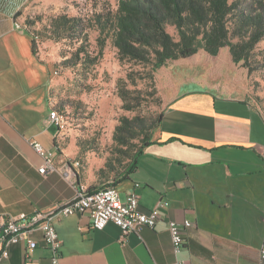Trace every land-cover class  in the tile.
Wrapping results in <instances>:
<instances>
[{
  "label": "crops",
  "instance_id": "obj_1",
  "mask_svg": "<svg viewBox=\"0 0 264 264\" xmlns=\"http://www.w3.org/2000/svg\"><path fill=\"white\" fill-rule=\"evenodd\" d=\"M35 1L0 0V213L50 211L71 200L80 185L113 183L121 198L135 190L140 211L166 201L160 219L121 239L114 223L95 230L86 213L53 216L60 264H260L264 117L242 98L199 89L173 96L151 143L124 177L101 180V162L74 137L54 151L55 170L38 171L42 158L31 143L53 148L56 127L48 114L57 60L44 50L51 41L33 42L27 30L26 13ZM168 220L191 222L176 253ZM32 237L36 247L27 257L19 242L9 247L5 263L48 264L41 232Z\"/></svg>",
  "mask_w": 264,
  "mask_h": 264
},
{
  "label": "rangeland",
  "instance_id": "obj_2",
  "mask_svg": "<svg viewBox=\"0 0 264 264\" xmlns=\"http://www.w3.org/2000/svg\"><path fill=\"white\" fill-rule=\"evenodd\" d=\"M106 6L115 9L116 0H36L26 13V24L40 43L51 41L44 50H52L57 60L50 93L56 107L69 116L71 130L63 142L74 137L88 147L103 168L107 159L115 157L112 135L122 116H138L150 125L169 99L194 89L242 98L264 117V39L255 45L246 65L232 61L227 47L220 48L214 61L201 48L190 58H180L153 70L148 64L120 60L110 42L89 67L80 63L65 65L63 57H69L79 42L47 38L51 18L61 13L88 18L91 12ZM166 29L178 38L174 26L167 25ZM96 36L93 28L88 30L87 47L92 54L97 50ZM121 93L135 98L130 99L135 105L133 109L124 108ZM133 142L139 145L141 139ZM114 165L120 168L119 163Z\"/></svg>",
  "mask_w": 264,
  "mask_h": 264
},
{
  "label": "trees",
  "instance_id": "obj_3",
  "mask_svg": "<svg viewBox=\"0 0 264 264\" xmlns=\"http://www.w3.org/2000/svg\"><path fill=\"white\" fill-rule=\"evenodd\" d=\"M85 16L61 13L48 24L47 38L79 42L69 57H63L65 65L80 63L89 67L100 57L107 42L116 48L120 60L148 64L153 70L180 58H190L201 48L214 61L220 48L227 47L232 61L246 65L255 45L264 39V0H116L115 9L106 6L91 12L88 18ZM167 25L175 27L177 39L167 31ZM29 27L27 30L31 31ZM91 28L97 32L95 54L87 47ZM31 33L34 42L36 34ZM120 97L125 101V109L134 108L130 99L135 98L129 99L122 93ZM161 115L162 112L150 125L138 116L119 119L112 135L115 157L99 168V178H108L112 172L116 173L112 178L124 177L135 169L136 159L151 143ZM138 138L141 143L135 145L133 141ZM80 146L88 149L81 143ZM107 185L113 183L104 186Z\"/></svg>",
  "mask_w": 264,
  "mask_h": 264
},
{
  "label": "built area",
  "instance_id": "obj_4",
  "mask_svg": "<svg viewBox=\"0 0 264 264\" xmlns=\"http://www.w3.org/2000/svg\"><path fill=\"white\" fill-rule=\"evenodd\" d=\"M14 25L16 28L21 27L18 21H15ZM34 39L37 40L36 35ZM53 74H57L56 70ZM48 119L56 127L53 148L46 149L36 140L31 143L34 151L42 158V164L38 168L41 174L56 169L53 164L54 151L61 147L65 137L71 130L68 114L59 110L53 100L50 102ZM260 155L264 160V149L260 152ZM74 164L78 165L79 162L76 161ZM138 185L137 183L134 184L136 187ZM138 200L139 195L134 189L130 190L124 198H121L117 189L112 185L91 191L86 186L80 185L71 200L58 203L50 211L35 210L30 214L20 212L16 215L0 213V264H6L5 262L9 257V247L19 242H24V255L27 257L29 251L36 247V241L32 237L35 230L41 232V238L50 251L48 264H60L59 248L62 241L51 223L53 216L86 213L91 219L93 229L101 230L108 222H112L119 227L121 239H124L128 233H138L144 226L153 228L160 219L161 207L167 206V202L160 201L150 210L140 211ZM189 226H191L189 220H183L182 223L173 220L167 221L172 249L175 253L183 246V232ZM259 252V262L262 264L264 244Z\"/></svg>",
  "mask_w": 264,
  "mask_h": 264
}]
</instances>
